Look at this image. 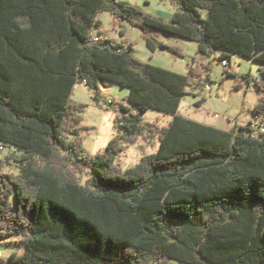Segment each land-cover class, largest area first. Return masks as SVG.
<instances>
[{"label": "trees", "instance_id": "1", "mask_svg": "<svg viewBox=\"0 0 264 264\" xmlns=\"http://www.w3.org/2000/svg\"><path fill=\"white\" fill-rule=\"evenodd\" d=\"M171 1L165 23L117 0H0V146L20 155L18 174L0 166V247L24 246L0 264H264V133L183 118L188 89L210 80L141 61L132 44L102 38L98 19L108 10L140 28L155 53L181 56L153 30L264 65V0ZM105 82L129 89L140 113L172 118L149 123L159 149L126 171L115 161L142 135L140 115L122 106L123 134L91 155L85 106L70 100L78 83L100 103ZM255 85L262 118L264 72Z\"/></svg>", "mask_w": 264, "mask_h": 264}, {"label": "rangeland", "instance_id": "2", "mask_svg": "<svg viewBox=\"0 0 264 264\" xmlns=\"http://www.w3.org/2000/svg\"><path fill=\"white\" fill-rule=\"evenodd\" d=\"M117 1L126 2L165 23L172 22L177 9L171 0ZM98 19L102 38H109L115 43L132 44L133 55L141 61L185 75L191 68L200 69L203 77L210 80L205 85L188 89V94L181 100L180 105L179 113L183 118L229 131L235 126L252 125L256 132L260 133V127H264V117H257L253 110L263 97V94L255 88L256 80L262 79L263 64L234 56L230 59V65L225 67L219 58L220 53L206 56L199 52L197 42L153 30L151 36L157 45L165 44L177 50L181 56L175 55L169 49L161 48L155 53L147 48L140 28L130 25L126 20H117L108 10L101 11ZM93 33L98 37V28L94 27ZM208 84H211V90L204 89ZM238 85L242 87L236 90L235 87ZM100 89V103L94 100L96 94L84 84L77 83L70 97L72 102L85 106V111L78 114L81 126L85 129L81 133L82 146L91 155L103 153L116 136L123 134L116 119L124 115L122 106L129 107L133 113L140 115L141 125L145 129L135 144L124 146L122 154L115 161L117 166L126 171L137 166L145 156L156 154L159 149L157 135L147 130L151 128L149 123L153 124L154 131L155 127L169 126L172 118L153 109L140 113L126 101L130 93L129 89L108 82L102 83ZM203 100L205 101L200 105ZM19 156L13 148L0 147V166L4 164L3 173L18 174L19 165L16 159H19ZM23 247V245L4 244L0 247V261L9 260L13 254H22Z\"/></svg>", "mask_w": 264, "mask_h": 264}, {"label": "built area", "instance_id": "3", "mask_svg": "<svg viewBox=\"0 0 264 264\" xmlns=\"http://www.w3.org/2000/svg\"><path fill=\"white\" fill-rule=\"evenodd\" d=\"M95 41H97V39H95ZM222 64H223V66L228 67V66L230 65V62L224 60V61H222ZM204 89H206V90H211V84H208L207 86H205ZM260 128H261V129L258 128V129L260 130V132H261V133H264V129H263L262 127H260ZM0 147H1V148H4L3 146H0Z\"/></svg>", "mask_w": 264, "mask_h": 264}]
</instances>
